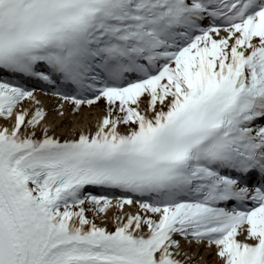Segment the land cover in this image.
<instances>
[{
    "label": "snow or ice",
    "instance_id": "obj_1",
    "mask_svg": "<svg viewBox=\"0 0 264 264\" xmlns=\"http://www.w3.org/2000/svg\"><path fill=\"white\" fill-rule=\"evenodd\" d=\"M41 95L104 114L62 138ZM184 245L264 264V0H0V264Z\"/></svg>",
    "mask_w": 264,
    "mask_h": 264
},
{
    "label": "bare ground",
    "instance_id": "obj_2",
    "mask_svg": "<svg viewBox=\"0 0 264 264\" xmlns=\"http://www.w3.org/2000/svg\"><path fill=\"white\" fill-rule=\"evenodd\" d=\"M103 110L104 105L100 103L92 108L85 107L78 116H73L70 107L67 105L65 106V115L63 117L57 115L56 109L49 110L48 123L57 136L72 138L80 128H93L96 120L104 114ZM184 247L192 252H199L203 260L198 262V264H203L204 261H207V264H219L213 249L205 247L196 248L190 245H184Z\"/></svg>",
    "mask_w": 264,
    "mask_h": 264
},
{
    "label": "rangeland",
    "instance_id": "obj_3",
    "mask_svg": "<svg viewBox=\"0 0 264 264\" xmlns=\"http://www.w3.org/2000/svg\"><path fill=\"white\" fill-rule=\"evenodd\" d=\"M98 223H99V221H98Z\"/></svg>",
    "mask_w": 264,
    "mask_h": 264
}]
</instances>
